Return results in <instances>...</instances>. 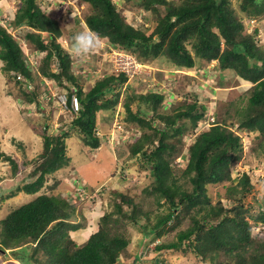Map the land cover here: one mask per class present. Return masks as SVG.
Returning a JSON list of instances; mask_svg holds the SVG:
<instances>
[{
    "label": "trees",
    "instance_id": "1",
    "mask_svg": "<svg viewBox=\"0 0 264 264\" xmlns=\"http://www.w3.org/2000/svg\"><path fill=\"white\" fill-rule=\"evenodd\" d=\"M77 1L90 4L86 25L108 44L97 52L99 58L103 51L117 47L144 62L165 56L183 71L217 60L219 69H231L252 85L236 98L215 104V120L194 137L186 151L187 164L181 167L174 160L181 154L185 134L196 131L207 106L194 100L169 113L167 94L147 88L149 75L130 77L124 71L106 70L85 90L81 68L75 69L73 58L58 40L63 33L58 20L36 0H21L13 23L30 29L23 37H14L0 27L2 71L25 94L23 100L12 91L14 97L27 102L36 99V91L27 92L22 85L43 76L66 90L69 105L74 94L79 108L68 121L61 117L52 132L48 120H39L43 149L35 156L33 169L22 185L0 192L3 202L21 191L34 194L21 203L7 201L10 211L0 219V251L13 257H7L9 264H16L14 258L23 264H117L120 256H124V263L135 264L140 257L127 252L129 240L122 225L125 219L139 223L142 216L151 225L144 227H151L156 238L185 224L176 238L156 245L154 264L165 261L164 251L192 252L206 264H264V230L253 233L254 226L264 225V196L255 203L247 202L254 186L250 171L243 170L236 182L232 174L233 164L243 156V131L258 133L260 139L253 149L264 155V44L260 38L264 21L259 16L264 12V0H123L125 6L133 1L138 8L151 12L156 20L152 31L144 23L136 26L127 22L117 0ZM74 29L67 31L69 42L80 31L76 26ZM22 40L36 65L27 61ZM19 73L26 79L19 78ZM133 78L142 88L128 92L122 103L126 151L130 158H142L141 167H148L153 179L138 200L114 190L119 202L114 199V209L103 212L97 230L87 233L84 242L78 244L73 234L83 224L72 218L76 207L71 198L62 191L38 192L50 175L71 162L69 137L77 135L83 149L99 145L98 127L110 129L115 112L120 114L121 87L124 83L126 89L133 86ZM56 104L58 110L59 102ZM0 158L9 160L13 170L19 171L14 156L2 150L1 139ZM209 184H225V197L213 201ZM124 204H130L132 210H125ZM152 204L165 207L154 214L155 221L151 218L153 208L155 211ZM148 205L152 210L145 211Z\"/></svg>",
    "mask_w": 264,
    "mask_h": 264
},
{
    "label": "rangeland",
    "instance_id": "2",
    "mask_svg": "<svg viewBox=\"0 0 264 264\" xmlns=\"http://www.w3.org/2000/svg\"><path fill=\"white\" fill-rule=\"evenodd\" d=\"M234 1L233 6L237 7L238 5ZM19 2H21V0H0L1 7H6L8 12V14H6V12L0 13V17L1 15H10L11 17L13 12L17 11ZM36 2H38L42 9L56 18L60 23L63 33L62 36H59L58 40L63 42V44L67 40V31H74L75 26L80 31H90L85 22L86 14L92 11L90 4L79 2L77 0H36ZM117 3L121 7L120 10L125 15V20L127 22H132L136 26H139L145 19L143 17L144 15L150 18L147 20L146 25L150 26L149 30L152 31L156 26V20L151 16V12L145 10L143 7L138 8V6H136L137 3L132 1L128 6L124 5L123 0H117ZM259 16H261V20L264 21V12ZM134 18L137 20L133 21ZM77 19H79L80 23L78 26ZM5 23L9 27L12 25L13 27L15 26L13 22H10V24L7 22ZM28 28L29 27L25 26L26 31ZM23 29L24 26L21 30H18L17 32L11 31V33L13 32L14 34L19 35L23 33ZM249 30L252 29L249 28ZM260 38H262L264 44V37L261 36ZM97 39L99 40V46L95 50H100L101 48L108 46L103 40H100L99 38ZM188 47L190 48V46ZM115 50V53L120 51L118 48ZM94 51L84 59L72 55L71 57L74 60V67L76 70L81 68L82 73L83 71H86L87 74H93L92 78H97L105 75V70H110L111 64L109 61L102 63L99 61L97 64L96 61H98V58ZM167 59L165 56H161L152 59L150 63L151 67H153L151 70L152 78L154 76V80L157 83V86H154L151 90L157 89L159 92L164 91V93L167 94L168 100L166 101V104L169 106V113H173L176 110L175 108H178L182 104L193 102L194 100H197L199 104L207 106L208 109L213 108L215 111L216 103H220L221 100L229 101L230 99H234L238 95L243 94L252 85L249 81H240V79H237L238 77L236 75H230L225 70L219 69L217 60L212 62L213 67L208 63L206 65H203L204 63H197V71L204 68L208 71L206 75L203 76L202 74L198 75L196 73V67L183 71L184 69L176 68L174 64ZM28 61L32 62L31 58H28ZM1 67L2 64H0L1 148L8 154L14 156L19 164V171L15 172L13 170L12 163L9 160L0 158V192L22 185L28 178L30 171L33 169V160L43 147V138L37 129L40 125L39 120L42 118L43 120H48V122H50L49 132H52L60 125L61 117L64 118V121L68 119L60 108L58 110L56 109L57 104L52 101L54 97L53 95H50V93H53V90H56L57 86L54 80L46 79L43 76H40L41 79L37 78L35 81L33 80V82L36 83L35 91L37 93V100L36 103L34 101L26 103V101L20 100H24L25 98V94L21 87L17 86L14 80L8 81ZM97 68H99L101 72L93 73L94 70H98ZM139 70L138 65L137 68H131L128 71L130 75H132L135 73L134 71ZM145 72H148V70L146 71V69H142L141 74H144ZM133 79L134 82L132 84L133 86H131L133 87L132 89L131 87L126 89L127 85L125 83L121 87V104H118L121 114L125 113V108L122 106V103L127 99V93L132 92L131 90L136 87L139 88L141 86L142 88V85L137 82L135 78ZM150 82L151 79L149 80L148 85ZM22 88L27 91L28 84H23ZM12 91H15L20 99L14 97ZM132 107L135 109L136 104L132 103ZM206 113L207 111L205 109L204 115ZM48 116L50 117L49 119ZM101 117L103 118V116ZM101 117H98V121H100ZM115 118L120 117L116 116ZM203 119L204 116L200 121L201 124L196 128L195 132L185 134L186 136L181 147V154L175 158V164L180 165L181 167L186 166V151L193 142L194 137L202 132L205 127L209 126L207 123L203 125ZM112 126L113 125H111L110 129ZM103 127L106 126L103 125ZM110 129L109 131L105 130L101 132L102 138L107 137V142H109L111 138H113L114 142L118 141L121 134L124 132V129L118 128V131L122 133L116 131L117 129L115 128ZM258 136L257 132H252L250 136L246 137L249 141H246L245 143L243 156L239 162L234 163L232 166V171L235 174V182L237 181V176L242 170H254L257 173L260 172L264 175V155H258V151L253 149L256 146L257 141L260 139ZM126 142L127 140L123 138L119 143L116 142V145H112L113 149H111L108 144H104L101 149V155L94 157V154L89 151L88 147L85 149L81 147L83 145L77 135H73L72 138H68L67 140L68 156L71 158V162L69 165L55 171L53 175H50L44 187L38 192L42 193L46 191L47 193L52 194L62 191L65 193L66 189L71 191L74 190L76 186H79V184H82L81 182L84 181V178L89 184L93 181H98L94 184L96 186L95 189L92 191L88 190L89 194H87L86 197L79 196L78 194L72 196L74 201L73 204L76 207V216L72 218L73 220H76L77 223L83 224V226L77 229L73 234V238L78 244H82L87 237V233H90L93 229L98 227L97 224H89V221L98 217L105 211L108 212L114 209V199L119 202L120 199L114 197V190L128 193L132 198H136L135 196H137L138 200V198L142 196L143 188L153 179L150 169L148 167H141L140 164L142 158L140 159L136 156L130 158L127 156L128 152L125 151L127 148L125 147ZM122 157H125V159H122ZM257 178L258 176H254L251 179L254 186L247 197V202L255 203V200L263 198L264 196V176L258 181ZM56 182H58L57 186L52 189V186ZM225 184L208 185V193L213 201H216L220 197H225ZM33 195L34 194H27L24 191H21L15 197L10 199L13 200V202L8 200V196V198L6 197L5 202L1 201L0 198V219L6 216L10 211L8 210L9 206H6L7 201L13 204L23 202L33 197ZM225 201L229 202L228 199ZM152 206H155V204H152ZM156 207L157 206H155V211L154 208L152 210L149 205L144 207L145 211L152 210L151 218L153 221H155L154 214L162 212L165 208ZM124 208L128 211L132 210L130 204H124ZM84 224H86V226H84ZM145 224L151 226L150 221L144 218V216H142L139 223H133L130 219H125L123 221L122 228L126 230V236L129 240V244L126 247L127 252L130 255H136L141 259H137L136 261L138 263L135 262V264H154L153 258H155L154 256L157 252L156 245L164 240L168 241L176 238L179 230L185 226L184 223H180L176 226L177 228L175 230L166 232L162 236L156 238L154 232L151 231V227L145 228ZM259 228L264 230V225L261 227L260 225L254 226L253 233H256ZM7 257L13 258L12 256H6L0 251V264H9L10 259ZM162 258L165 259L162 264H206L192 252L182 253L164 251L162 253ZM156 259L159 260V257ZM14 262H16V264H23L16 258H14Z\"/></svg>",
    "mask_w": 264,
    "mask_h": 264
},
{
    "label": "clouds",
    "instance_id": "3",
    "mask_svg": "<svg viewBox=\"0 0 264 264\" xmlns=\"http://www.w3.org/2000/svg\"><path fill=\"white\" fill-rule=\"evenodd\" d=\"M0 7H1V5H0ZM4 12H6V14H8V12H7V8L6 7H1V10H0V13H4ZM17 12V11H16ZM16 12H13V15L11 16V18H12V22H13V20H14V18H15V14H16ZM2 16V15H1ZM137 20V19H136ZM135 20V21H136ZM148 20V19H147ZM147 20L146 19H144L143 20V22L142 23H144L145 25H147ZM141 23V24H142ZM13 26V25H12ZM24 26V29H23V33L22 34H19V35H17V34H14L13 32H17L18 30H21V28ZM25 26L26 25H17V26H14V30H12L13 32V34L11 33V31L9 30V28H8V26H2V25H0V27H5L6 28V30L9 32V33H11L12 34V36H14V37H20V35L23 37L24 35H25V33L30 29V28H28V30L26 31L25 30ZM20 28V29H18L17 30V28ZM17 30V31H16ZM25 32V33H24ZM97 35H95L94 33H92V32H90V31H87V30H83V31H79V32H76V33H74L73 34V36L71 37V41L72 42H69L68 40H66L65 42H64V46H65V48L68 50V52H69V54L70 55H72V56H74V57H78V58H80V59H84V58H86L91 52H93L98 46H99V40L97 39L98 37H96ZM25 42V40H22L21 42ZM63 43V42H62ZM104 48V47H103ZM98 51H100V50H95L94 52H95V55H97V60L98 61H96V63L98 64L99 63V61L102 63V62H105V60H103V58L102 57H98V54H97V52ZM125 51V50H124ZM131 54H133V55H135V57H136V59L139 61V62H141V63H143V64H146V65H148L149 66V68L150 69H148V72H145L144 74H139V75H142V76H144V75H149V78L151 79V84L153 83V82H155L156 83V81L154 80V76H153V78H152V74H151V70H152V68L153 67H151V63H150V60H148V61H142V60H140L138 57H137V55L136 54H134V53H131ZM27 55V54H26ZM28 57H27V61H28V58H31V55H27ZM31 60H32V62L31 61H28V62H30L31 63V65H36L37 63H34V61H35V59H34V57L33 58H31ZM214 61V60H213ZM212 62V61H211ZM211 62H209V63H211ZM98 70H94L93 71V73H98V72H101V70L99 69V68H97ZM82 71V70H81ZM106 71V70H105ZM109 71H111V72H116V71H114L113 69H112V67H110V70ZM19 74H21V73H19ZM92 76H93V74H87L86 73V71L84 72L83 71V74H82V77H81V84H82V86H83V88L85 89V90H88V88H89V86H90V84L92 83V82H94L97 78H99V77H97V78H92ZM103 76V75H102ZM102 76H100V77H102ZM144 77H146V76H144ZM25 78V77H24ZM37 78H40V76L39 77H35V80L37 79ZM41 79V78H40ZM149 79V80H150ZM34 80V81H35ZM149 80H147V85H148V82H149ZM27 84H29V82H30V87H28V90L27 91H29V92H31V91H35L36 90V83H34L33 81H31V80H29V81H25ZM56 83V82H55ZM25 84V83H24ZM57 84V83H56ZM155 86H157V83H156V85ZM56 87H59V85H57ZM147 88H149V90H151L152 88H153V85L151 86V87H149V85H148V87ZM155 91H157V89H155ZM74 95V94H73ZM36 100L37 99H34L33 101L36 103ZM26 103H29V102H27L26 101ZM54 103V102H53ZM118 110H120V108H119V106H118ZM117 112V111H116ZM115 112V114H114V120H115V117L116 116H120V118L122 119L123 117H124V114H119L118 112L116 113ZM207 112H208V110H207ZM207 114V113H206ZM206 114H205V116H206ZM205 116H204V119H205ZM203 119V120H204ZM69 119H67L66 121H68ZM114 120H113V122H114ZM214 120H215V118H214ZM213 120V121H214ZM213 121H211L210 122V124L213 122ZM209 124V125H210ZM112 125H113V123H112ZM98 128H101L102 129V132L103 131H105V130H108L109 131V129H105V127H103V126H99ZM112 128H113V126H112ZM111 128V129H112ZM110 129V130H111ZM123 129H124V127H123ZM124 132H125V130H124ZM252 132H250V133H247L246 131H243V138H244V146H245V143H246V141H249L246 137H248V136H250V134H251ZM96 135L99 137V139H100V143H99V145L96 147H91V146H88V148H89V151L90 152H92L94 155V157H97V156H100L101 155V149L103 148V146H104V144H108L110 147H111V149H113V147H112V145L114 144V145H116V142H120L121 140H122V137H120V139L118 140V141H116V142H114V140H113V138H111V140H109V142H107V137H104V138H102V136L101 135H98L97 133H96ZM69 138H72V136L71 137H69ZM68 140V139H67ZM125 147H127L126 146V144H125ZM42 149H43V147H42ZM126 150H127V148H126ZM125 150V151H126ZM42 151V150H41ZM40 151V152H41ZM85 152V151H84ZM127 152V151H126ZM114 154V153H113ZM122 159H125V157L123 158L122 157ZM187 160V159H186ZM247 171H249V170H247ZM243 172V170L239 173V175L238 176H240L241 175V173ZM250 176L251 177H254V176H258V178H257V181L258 180H260V179H262V177L264 176L263 174H261L260 172H255L254 170H250ZM232 174H233V177L235 178V174L233 173V171H232ZM238 176H237V179H238ZM261 176V177H260ZM84 181H82L81 183L82 184H79V186H76V188L74 189V190H67L66 189V191H65V195L66 196H68L69 198H71V200H72V203H74V201H73V199H72V196H75V195H79V191L81 190V188H82V190H84L86 193H85V197H86V195L87 194H89L88 193V190H90V191H92L93 189H91V188H94L95 189V187L96 186H90V184L89 183H87L86 182V180H85V178L83 179ZM86 186H88V187H90V188H87ZM79 188H80V190H79ZM73 193V194H72ZM80 196V195H79ZM11 197H13V196H11ZM103 214V213H102ZM102 214L101 215H99L98 217H95L93 220H91V221H89V219H88V221H89V224H91L92 223V225H98V220L100 219V217L102 216ZM98 228V227H97ZM97 228H95V230L94 231H96L97 230ZM93 231V232H94ZM91 233V232H90ZM123 257L124 256H120V260L117 262V264H124V262L122 261L123 260Z\"/></svg>",
    "mask_w": 264,
    "mask_h": 264
},
{
    "label": "built area",
    "instance_id": "4",
    "mask_svg": "<svg viewBox=\"0 0 264 264\" xmlns=\"http://www.w3.org/2000/svg\"><path fill=\"white\" fill-rule=\"evenodd\" d=\"M0 25H3V26H8L5 22H7L8 24H10V22H12V18L10 17V15L6 16V15H2L0 17ZM9 30L12 31L14 30L15 28L13 26H8ZM20 29L19 27L17 28V30ZM16 30V31H17ZM260 36L264 37V30L261 29L260 31ZM26 49H27V55H30V48L29 46H27V43L26 42H22ZM117 48V47H116ZM116 48H112L110 51L108 50H105L101 53V57L103 58V60L105 61H109V63L111 64V67L114 71L116 72H121V71H124L126 72L130 77H133L135 74H141V71L142 69H146V71L149 68L148 65L146 64H143L141 62H139L135 55L131 54V53H128L126 51H124L123 49L121 48H118L120 49L119 52L115 53L116 52ZM34 63H37V60L34 61ZM139 65V71H134L135 73H133L132 75H130L129 73V69H135L137 68V66ZM18 77L21 78V79H26L24 78V76L22 74H18ZM153 85V87L156 85L155 82H153L152 84L150 83L149 84V87H151ZM28 87H30V82L28 84ZM50 95H53L54 99H49V100H52L54 101L55 103H57V101L59 102V105H60V110L64 113V115L68 118V119H71L74 115V113L78 110V100L76 98L75 95L72 96V99H71V103L70 105L68 104L67 102V94H66V90H62L60 89L59 87H56V90H53V93L51 92ZM56 98V99H55ZM208 112L205 116V119L203 120L204 121V124L205 125L206 123L209 125L211 121L214 120L215 118V115H214V109L211 108V109H208ZM120 117V116H119ZM113 128L117 129L116 131H118V128H123V125L121 123V118H115V121L113 122ZM101 132H102V129L101 128H98L97 129V134L98 135H101ZM119 133H122L120 131H118ZM126 136V135H125ZM124 136V132L121 134V137L122 138H125ZM80 190V188H79ZM79 195L82 196V197H85V191L81 190L79 191ZM123 261V260H122ZM126 264V263H124Z\"/></svg>",
    "mask_w": 264,
    "mask_h": 264
},
{
    "label": "crops",
    "instance_id": "5",
    "mask_svg": "<svg viewBox=\"0 0 264 264\" xmlns=\"http://www.w3.org/2000/svg\"><path fill=\"white\" fill-rule=\"evenodd\" d=\"M213 62V61H212ZM212 62L211 63H209V65H211L212 67H213V65H212ZM0 64H2V61L0 60ZM216 66V65H215ZM214 66V67H215ZM211 67V68H212ZM196 71V73L199 75V74H202L203 76H205L206 75V73L208 72L205 68L204 69H199L198 71H197V69L195 70ZM211 71V70H210ZM228 74H230V75H236L237 77V79H240V81L242 80L243 81V79H241L233 70H225ZM235 77V76H234ZM73 157V156H72ZM96 182H98V181H93L91 184H90V186H95L94 184L96 183ZM18 193H20V192H18ZM17 193V194H18ZM16 194V195H17ZM15 195V196H16ZM15 196H13V197H15ZM10 199H12V197H9V199L8 200H10ZM11 202H13V200H10ZM18 203H21V202H18ZM95 229H93V231H94ZM93 231H91V232H93Z\"/></svg>",
    "mask_w": 264,
    "mask_h": 264
}]
</instances>
